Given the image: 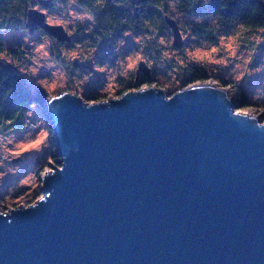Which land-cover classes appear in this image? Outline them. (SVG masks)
<instances>
[{
  "label": "water",
  "instance_id": "obj_1",
  "mask_svg": "<svg viewBox=\"0 0 264 264\" xmlns=\"http://www.w3.org/2000/svg\"><path fill=\"white\" fill-rule=\"evenodd\" d=\"M24 27L71 42L35 7ZM237 105L219 80L90 102L53 93L58 166L35 202L0 210V264H264V107Z\"/></svg>",
  "mask_w": 264,
  "mask_h": 264
},
{
  "label": "rangeland",
  "instance_id": "obj_2",
  "mask_svg": "<svg viewBox=\"0 0 264 264\" xmlns=\"http://www.w3.org/2000/svg\"><path fill=\"white\" fill-rule=\"evenodd\" d=\"M192 2L193 9L186 13L179 11L174 0H163L167 16L181 28L182 45L174 51L164 49L169 43L172 45V38L164 41L166 34L153 29L148 42L162 47L156 63L159 81L173 92L179 86L178 80L187 77L181 71L193 66L203 68L209 75L204 80H219V85L222 81L228 83V91H234L236 98L234 85L247 93L248 104H238L237 110L249 111V105H253V111L264 107V28L211 22L205 12L214 0ZM33 7L45 13L39 5ZM45 15L50 25H62L72 37L82 35V28L93 20L92 13L78 7L75 0L59 4ZM22 27L0 31V40L6 46L22 45L24 55L14 61L17 73L26 84L43 88L50 96L74 88V94L82 98L87 86L98 83H104L105 91L111 95L118 78L125 79L132 74L140 61L148 59L151 64L153 60L144 52L147 43L143 36L135 39L136 45L130 52L124 46L118 49L119 57L115 61L111 48L103 52L90 47L85 51L80 44H74L67 49L64 45L56 46L55 40L42 30L30 34ZM139 42L143 44L137 45ZM58 47L59 54L55 52ZM164 59L172 61L166 71L161 63ZM28 116L32 124L0 136V210L35 202L43 195L40 179L44 171H49V165L58 166L57 158L52 157L55 144L45 109L32 106ZM263 118L264 110L259 119Z\"/></svg>",
  "mask_w": 264,
  "mask_h": 264
},
{
  "label": "trees",
  "instance_id": "obj_3",
  "mask_svg": "<svg viewBox=\"0 0 264 264\" xmlns=\"http://www.w3.org/2000/svg\"><path fill=\"white\" fill-rule=\"evenodd\" d=\"M75 1L80 8L92 13L93 20L87 27L82 28V35L70 36L71 42L64 43L63 46L67 49L72 48L74 44H80L81 49L85 51L90 47L103 52L111 48L113 60L116 61L119 57L118 49L124 46L130 52L129 49L136 45L135 39L141 36L147 43L144 52L150 57L158 54L162 47L148 42L153 29L159 30L160 34H166L164 41L172 38L171 30L165 21L168 13L163 0ZM174 4L181 12L188 13L193 9L192 0H174ZM36 5H39L37 0H0V31L9 30L12 27L22 29L27 10ZM205 13L211 22L224 25L237 23L245 28H264V0H214ZM179 29L181 31L180 27ZM142 44L143 42H139L137 45ZM167 46L164 49L167 48L169 51L176 49L170 43ZM55 49L56 53H61L59 47ZM23 55V47L19 43L6 46L0 40V136L20 131L26 125L32 124L28 116L29 109L32 106L45 109L50 97L45 89L33 88L26 84L17 73L14 61ZM3 58H10L13 61L6 62ZM171 62L170 59L161 61L165 71L170 69ZM180 73H186L187 77H184L181 84L177 88L174 87L172 91L182 89L189 76L192 77L191 84L201 83L209 78L203 68L194 66ZM97 86L98 84L87 86L82 93L83 100L87 102L102 100L104 96L97 90H103L105 85L101 83L99 88ZM166 86L164 84L163 88ZM233 87L237 91L239 106H246L249 102L247 93L237 85Z\"/></svg>",
  "mask_w": 264,
  "mask_h": 264
},
{
  "label": "flooded vegetation",
  "instance_id": "obj_4",
  "mask_svg": "<svg viewBox=\"0 0 264 264\" xmlns=\"http://www.w3.org/2000/svg\"><path fill=\"white\" fill-rule=\"evenodd\" d=\"M66 1H68V0H54L53 6H51L50 8H42V9L45 11V13H48V12H51V11L55 10L56 8H58L59 4H62V3L65 4ZM46 21H47V18H46ZM47 23H49V22L47 21ZM48 37H50V36H48ZM63 45H64V43L56 42V46L62 47ZM151 59H153V60L150 61L151 64L148 63V59L147 60L146 59L142 60V61H144L146 63V65L149 68L148 76H146L142 72H139V71L135 70L132 74H129V76L126 77L125 79L122 78V77H121V79L118 78V80L115 83V86L112 88L113 92L115 94L122 95V94H124V93H126L128 91H133L134 88L141 89L143 87H159V88H162L164 90L163 85L159 81L158 76H157L156 63L159 62L157 54L154 55ZM191 80H192V77L189 76L187 78L186 83H185V85L183 87L189 86L191 84ZM181 81L178 80L179 85L181 84ZM100 84L101 83H98V86ZM97 92H99L100 94H103L104 97L105 96L106 97L110 96V94H107V91H105V88H103V90H100V91L97 90Z\"/></svg>",
  "mask_w": 264,
  "mask_h": 264
},
{
  "label": "clouds",
  "instance_id": "obj_5",
  "mask_svg": "<svg viewBox=\"0 0 264 264\" xmlns=\"http://www.w3.org/2000/svg\"><path fill=\"white\" fill-rule=\"evenodd\" d=\"M0 215H4V216H6V217H7V213H0Z\"/></svg>",
  "mask_w": 264,
  "mask_h": 264
}]
</instances>
